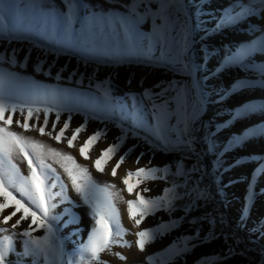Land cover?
<instances>
[{"label": "rangeland", "instance_id": "374dc122", "mask_svg": "<svg viewBox=\"0 0 264 264\" xmlns=\"http://www.w3.org/2000/svg\"><path fill=\"white\" fill-rule=\"evenodd\" d=\"M10 2L19 4L21 13H24L27 5L33 3L48 5L52 4L53 0H10ZM91 2L98 9L103 8L114 14H121L124 0H91ZM181 2L183 18L193 29L191 35L194 42L191 43L189 58L194 65L198 93H194L193 89L189 100V113L195 112L192 119L194 126L199 119L211 117L208 124L204 123L200 129L195 127L193 131L195 139L190 149L182 150V153L179 149L176 151L177 136L183 131V117L179 123L173 117L170 125L161 128L162 139L157 138L151 120V105L159 103V100L154 95L146 97L145 91L155 94L172 81L192 86L194 72L188 75L175 72L166 63L169 55L167 46L161 49L159 45L154 44L149 48L147 38L143 39L136 51L114 53L99 61L89 59L86 63L85 59L74 51L41 50L33 46L34 40L30 42L29 39L22 37L6 38L0 34V52L11 53L16 49L17 60H23L24 56L30 53L24 68L0 63V70L15 71L22 79L35 81L45 87L67 90L72 106L71 112L65 110L61 113L55 130L52 129L51 124L56 118L55 114L49 115L45 131L51 132L53 136L63 126V121L71 116L70 125L59 143L47 135H40L35 129L25 131L17 127L16 120L23 123V114L19 110L13 113L10 130L42 143L45 149L50 147L71 155L77 164L87 169L92 181L100 187L114 186L108 190L113 193L112 203L119 213L124 232L120 237H113L120 241L119 244H111L98 254L101 262L260 264V258L234 253L238 247L235 245V238L229 236L224 240L216 226L213 227L209 221L202 220L204 215L203 217L202 214L200 215V207L193 201L187 200L183 194L185 190L183 180H179L181 176L177 177L175 172L177 164L183 171L187 170L184 167H190V164L196 162L197 152L205 155L204 145H208V156L212 158L217 172L215 179L218 183V177L220 178L219 184L227 201L228 212L237 227L233 228L229 224L227 226L249 253L264 256V71H262L264 53L255 52L246 57L243 66L240 63H231L220 68L226 57L251 45L257 38H264V21L259 24L251 23V17L257 11L264 14V6L261 0H181ZM55 5L56 10L60 11L61 0H55ZM36 12L39 14V9ZM75 26L80 27L79 24ZM141 30L147 32L149 25H142ZM194 51L196 59L193 58ZM205 51L208 53L207 56ZM38 59L44 61L42 65L44 69H47L48 65H53L50 76L33 71V65ZM139 66L144 68L142 76L137 73ZM57 71H61L62 78L59 80L55 78ZM70 75L71 79L68 78ZM200 78L206 99L199 91ZM104 89L110 93L111 107L104 104L102 97ZM85 98L89 103H83ZM201 98L204 104L200 103ZM195 100L200 104L198 112L199 106ZM133 110L140 117L135 136L131 131L133 120L130 113ZM28 122L29 125L34 123L39 125L43 122V113L39 114L38 119L33 115ZM82 123L85 124V128L78 134L74 147L69 148L66 138L70 137L73 129ZM98 130L103 134L86 149L88 159H84L78 149ZM118 138H121L120 146L103 165V171H97L93 161L100 156L101 149L117 143ZM129 148L132 151L116 168L115 176L111 175L113 166ZM140 153L143 155L140 156ZM137 156H140L138 163L135 162ZM57 160L58 158L45 156V163L55 170V175L66 189V199L61 202L60 197H54L52 202L56 207L51 209V214L57 217L51 221V224L60 247L66 254L64 257L66 264L68 257L73 253L78 254L79 249L88 241L94 221L88 214L90 211L88 206L75 192L69 177ZM12 162L19 168L20 176H27L29 170L23 157L14 154ZM165 165L169 166V171L164 174L166 180L160 178L141 180L137 184L136 178H132L135 186L131 194L121 182L122 177L129 170L135 171L142 167L161 168ZM160 175L157 173V177ZM51 179L50 174L49 183ZM17 182H19L18 178ZM174 182L178 186L179 197L171 202L170 210L163 206L153 209L138 226H134V221L128 217L126 201L135 200L137 192L146 199H151L161 195L165 187H172ZM146 188L149 191L145 192ZM52 190L59 192L60 185L57 184ZM13 192L17 198H20L19 193L14 189ZM218 207L220 208L219 202ZM12 210L9 207L0 211V220ZM19 215L17 213L7 224H0V228L8 229L6 233H0V236L11 235L13 232L18 234L27 228L28 220L22 221L15 230L11 228ZM162 224L165 227L160 229L159 226ZM144 229H153L154 239L147 242L144 251L141 252L135 245V233ZM243 231L248 234L255 249L245 246L246 238ZM32 234L42 236L44 230L39 229ZM21 239L19 235L13 239L16 252L21 251ZM125 241L130 243L131 247L121 246ZM177 249L183 250L179 256L174 255ZM115 253H120L126 259H118ZM7 259L15 264V256L9 255ZM40 264H43V259Z\"/></svg>", "mask_w": 264, "mask_h": 264}, {"label": "snow or ice", "instance_id": "6c2138e0", "mask_svg": "<svg viewBox=\"0 0 264 264\" xmlns=\"http://www.w3.org/2000/svg\"><path fill=\"white\" fill-rule=\"evenodd\" d=\"M61 3L60 11L56 10L55 0H53V3L48 5L35 3L27 5L25 12L21 13L19 4L11 3L10 0H0V34L6 38L22 37L29 39L30 42L34 40L33 46L41 50L74 51L85 59L86 63L89 59L99 61L114 53L136 51L143 39L147 38L149 48L154 44L159 45L161 49L167 46L169 55L166 63L175 72L188 75L193 71L194 65L189 58L191 43L194 42L191 35L193 29L183 18L181 0H124L121 5V14H114L103 8L98 9L91 0H61ZM261 3L264 6V0H261ZM37 9L39 14L36 12ZM76 24L80 27L77 28ZM144 24L149 25L147 32L141 30ZM255 52L264 53V38H257L251 45L226 57L220 68L229 63H240L243 66V60ZM207 54L205 51V56ZM29 58L30 53H27L23 60H17L16 49H13L11 53L0 52V63L14 67L24 68ZM43 63L42 59H38L33 65V71L50 76L53 65H48V68L44 69ZM219 70L218 68L217 71ZM55 78L57 80L62 78L61 71L56 72ZM68 78L71 79V75ZM195 87V84L189 86L187 83L172 81L167 87H161V91L155 94L145 91L146 97L154 95L159 100V103L151 105V120L154 123L157 138L162 139L161 128L170 125L173 117L178 123L183 117V131L178 134L176 140V145L182 150L190 149L195 139L193 137L195 126L192 123L195 112L189 113V100ZM102 97L104 104L111 107V96L107 89L103 90ZM83 103H89L87 98L83 100ZM17 110L23 114V123L20 120L15 121L17 127L25 131L35 129L40 135H47L59 143L70 125L71 116L63 121V126L53 136L51 132L45 131L49 115L55 114L56 118L51 121L52 129L55 130L61 113L65 110L71 112L72 106L67 90L45 87L35 81L22 79L15 71L0 70V211L9 207L13 209L8 215L3 216L0 224H7L17 213L20 215L11 225L13 230L17 229L22 221H29L27 228L18 234L13 232L11 235L0 236V264H14L7 259L9 255L16 257L15 264H29V261L30 264H40L41 259L43 264H57V262L65 264L66 254L60 247L51 224V221L57 217L51 214V209L56 207V204L52 202L54 197H60L61 202L66 199V189L55 175V170L45 163V156L58 158L57 162L69 177L75 192L88 206L90 210L88 214L94 221L88 241L79 249L78 254L73 253L68 257L66 264H107L99 260L98 254L111 244H119L120 241L113 237H120L124 232L119 213L112 203L113 193L108 190L114 186L100 187L92 181L87 169L77 164L71 155L50 147L45 149L42 143L10 130L13 113ZM41 112L43 122L39 125L35 123L29 125V118L35 115L38 119ZM130 115L133 120L131 131L135 136L140 117L135 110ZM84 128V123L78 125L73 129L72 135L66 138L69 148L74 147V141ZM102 134L99 130L94 132L80 146L78 151L84 159H88L86 149ZM120 140L121 138H118L117 143L101 149L100 156L93 161L97 171H103V165L116 152L120 146ZM131 151L132 149L129 148L124 155H121L113 166L111 175L115 176L116 168ZM14 154L23 157V160L27 162L29 170L27 176L19 175V168L12 162ZM142 155L143 153H140V156ZM140 156L136 157L135 162H139ZM168 171V165L161 168L142 167L135 171L129 170L122 177L121 182L125 185L126 191L131 194L135 186L132 178H136L137 184L141 180L157 178L166 180L164 174ZM191 171L196 169L193 168ZM157 173L161 175L157 177ZM50 174L51 183L48 182ZM175 175L177 177L184 175L179 164H177ZM57 184L60 185V191L53 192L52 189ZM13 189L19 193L20 198L14 195ZM144 191L147 192L149 189L146 188ZM135 195V200H127L126 204L129 219L134 221V226H138L153 209L163 206L170 210L171 202L179 197V192L174 182L172 187H165L161 195L151 199H146L140 192ZM163 227H165L163 224L159 226L160 229ZM39 229L44 230V235L32 234ZM7 231L6 228H0V233ZM16 235L22 238L20 252H16L13 245ZM135 236L136 248L143 252L146 243L154 239L153 229L137 231ZM121 246L131 247V244L125 241ZM182 251L177 249L174 255L179 256ZM115 255L118 259H126L120 253ZM260 264H264V256L260 257Z\"/></svg>", "mask_w": 264, "mask_h": 264}, {"label": "trees", "instance_id": "16d2710c", "mask_svg": "<svg viewBox=\"0 0 264 264\" xmlns=\"http://www.w3.org/2000/svg\"><path fill=\"white\" fill-rule=\"evenodd\" d=\"M195 51L193 54L194 59H196ZM229 64H225V65H229ZM198 87H199L200 94L202 95V97H204V99H206V95L204 92V88L202 86L201 78L199 79ZM195 103L199 106L197 110L198 112L200 110L199 109L200 104L196 100H195ZM210 118L211 117L199 119L196 122L195 127L200 129V127H202L204 123L208 124L210 122ZM204 146H205V151H204L205 155H201L200 153L198 154L197 152L196 153L197 158H195L196 162L194 164H190V167L189 166L184 167L187 170L184 171V175H182L181 178L179 179V180H183V183H184L183 188H185V190H183V194H185V196L187 197V200L193 201L196 206L200 207V210H201L200 215L202 214V217L204 215V218L202 220L209 221L213 227L216 226L217 229L220 231L221 235L223 236L224 240H226V237H229V236L235 238V245L238 246L239 248L237 247L235 251L234 250H231V251H234V253H237L243 256L246 255V256H249L255 259L262 257L257 254L249 253L246 247L240 244V242L236 239V235L233 234L230 228L227 226V224H229L233 228L237 227L235 222L231 218V215L228 212V207H227L228 205L226 203L227 201L223 196L222 188H221V185L219 184L220 178L218 177V180H219L218 183L215 179V175L217 174V172L214 168V163H213L212 158L208 156L209 154L208 145L205 144ZM177 149H179L182 153V149L180 147L176 148V151ZM204 163L206 164L205 166H204ZM193 168H195L196 171H191V169ZM201 193H203V195H201ZM218 202L222 205L221 209L218 207ZM223 215L225 217L226 216L228 217L229 219L228 222L225 220ZM243 232L246 238L245 246L254 248V245L252 244L248 234L245 231ZM229 242H230V239H229ZM232 244L234 245V243Z\"/></svg>", "mask_w": 264, "mask_h": 264}, {"label": "bare ground", "instance_id": "6f19581e", "mask_svg": "<svg viewBox=\"0 0 264 264\" xmlns=\"http://www.w3.org/2000/svg\"><path fill=\"white\" fill-rule=\"evenodd\" d=\"M263 21H264V14L262 12L257 11V13L252 15L251 17V23L259 24V23H263ZM143 71H144L143 67L139 66L137 68V73L139 76H142Z\"/></svg>", "mask_w": 264, "mask_h": 264}, {"label": "water", "instance_id": "95a60500", "mask_svg": "<svg viewBox=\"0 0 264 264\" xmlns=\"http://www.w3.org/2000/svg\"><path fill=\"white\" fill-rule=\"evenodd\" d=\"M193 72H194V75H192V78H193V85H194V84L196 85L197 83H196V75H195L196 73H195V69H193ZM194 93L198 94V93H197V86L194 88ZM200 103H201V104H204L202 98L200 99ZM200 113H201V112H200ZM200 113H199V116H200ZM220 208H222V205H221V204H220ZM223 217L225 218V220H226L227 222L229 221V219H228L227 216L225 217V216L223 215ZM242 242H244L243 239H242ZM242 244H243V243H242ZM263 254H264V253H263Z\"/></svg>", "mask_w": 264, "mask_h": 264}]
</instances>
